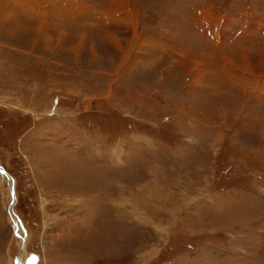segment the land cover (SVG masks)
<instances>
[{
    "label": "rangeland",
    "instance_id": "obj_1",
    "mask_svg": "<svg viewBox=\"0 0 264 264\" xmlns=\"http://www.w3.org/2000/svg\"><path fill=\"white\" fill-rule=\"evenodd\" d=\"M0 167V264H264V0H0Z\"/></svg>",
    "mask_w": 264,
    "mask_h": 264
},
{
    "label": "crops",
    "instance_id": "obj_2",
    "mask_svg": "<svg viewBox=\"0 0 264 264\" xmlns=\"http://www.w3.org/2000/svg\"><path fill=\"white\" fill-rule=\"evenodd\" d=\"M199 12H200V15H201L202 10H199ZM115 22H116V21H115ZM116 151L119 152L118 150H116ZM116 162H118V160H116L114 163L116 164ZM113 167H114V166H113ZM115 168H117V167H115ZM118 190H120V188H119V186H118V182H117V180H116L115 187L113 188V195H112V193H111V196H112V197H111L112 206H115V203H114L113 201H115V202H119V200H120V198L118 197V196H119V193H117ZM116 193H117V196L115 197ZM117 207H118V206H117ZM114 218H115L116 221L119 220V215H118L117 212H116V214H114Z\"/></svg>",
    "mask_w": 264,
    "mask_h": 264
},
{
    "label": "bare ground",
    "instance_id": "obj_3",
    "mask_svg": "<svg viewBox=\"0 0 264 264\" xmlns=\"http://www.w3.org/2000/svg\"><path fill=\"white\" fill-rule=\"evenodd\" d=\"M2 168L0 167V170H1ZM3 170V169H2ZM26 256V253H24V257Z\"/></svg>",
    "mask_w": 264,
    "mask_h": 264
},
{
    "label": "water",
    "instance_id": "obj_4",
    "mask_svg": "<svg viewBox=\"0 0 264 264\" xmlns=\"http://www.w3.org/2000/svg\"><path fill=\"white\" fill-rule=\"evenodd\" d=\"M20 263H21L20 261L17 262V264H20Z\"/></svg>",
    "mask_w": 264,
    "mask_h": 264
}]
</instances>
